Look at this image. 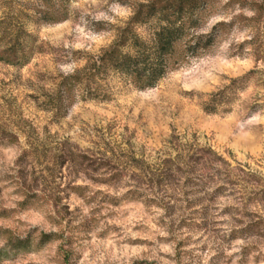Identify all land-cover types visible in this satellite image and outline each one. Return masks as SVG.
Here are the masks:
<instances>
[{"label": "rangeland", "instance_id": "rangeland-1", "mask_svg": "<svg viewBox=\"0 0 264 264\" xmlns=\"http://www.w3.org/2000/svg\"><path fill=\"white\" fill-rule=\"evenodd\" d=\"M6 1L9 25L24 0ZM130 17L71 0L66 21L28 23L26 66L0 62V127L17 138L0 135V247L30 240L1 264H264V39L257 54L234 32L153 89L111 77L106 101L78 89L51 110Z\"/></svg>", "mask_w": 264, "mask_h": 264}, {"label": "trees", "instance_id": "trees-1", "mask_svg": "<svg viewBox=\"0 0 264 264\" xmlns=\"http://www.w3.org/2000/svg\"><path fill=\"white\" fill-rule=\"evenodd\" d=\"M34 1L21 2L13 19L15 24L0 22L1 63L20 68L29 63L36 42L26 29L29 22L47 26L67 20L71 0ZM114 1L127 6L131 17L123 27L116 28L114 41L98 57L88 59L81 70L61 78L51 108L57 115L65 113L76 100L78 89L83 100L106 101L110 94L104 90V83L111 77L140 91L153 89L192 60L214 53L234 32L246 33L241 49L250 46L259 54L263 48L264 0ZM96 26L104 27L102 23ZM0 135L12 143L17 139L1 127ZM75 158L71 157L73 161ZM53 237L43 235L41 244ZM6 243L0 247V264L11 255L15 257L12 251L30 246V240L14 241L12 236Z\"/></svg>", "mask_w": 264, "mask_h": 264}]
</instances>
